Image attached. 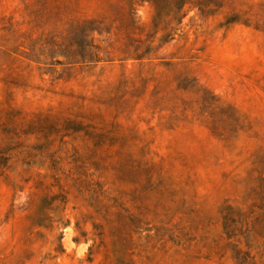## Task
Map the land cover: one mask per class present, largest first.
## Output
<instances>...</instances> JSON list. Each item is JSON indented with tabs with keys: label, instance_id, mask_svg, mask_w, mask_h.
I'll use <instances>...</instances> for the list:
<instances>
[{
	"label": "rangeland",
	"instance_id": "rangeland-1",
	"mask_svg": "<svg viewBox=\"0 0 264 264\" xmlns=\"http://www.w3.org/2000/svg\"><path fill=\"white\" fill-rule=\"evenodd\" d=\"M0 264H264V0H0Z\"/></svg>",
	"mask_w": 264,
	"mask_h": 264
},
{
	"label": "trees",
	"instance_id": "trees-1",
	"mask_svg": "<svg viewBox=\"0 0 264 264\" xmlns=\"http://www.w3.org/2000/svg\"><path fill=\"white\" fill-rule=\"evenodd\" d=\"M185 4V3H184ZM184 6V5H183ZM200 9H202V7H200ZM145 57V53H142V54H139L138 53V55H135V58H137V59H139V60H141V59H143Z\"/></svg>",
	"mask_w": 264,
	"mask_h": 264
}]
</instances>
